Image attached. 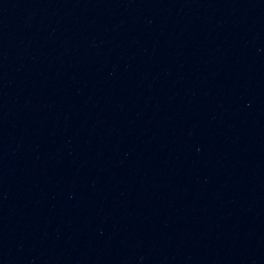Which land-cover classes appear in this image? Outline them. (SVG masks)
<instances>
[{"label": "water", "instance_id": "1", "mask_svg": "<svg viewBox=\"0 0 264 264\" xmlns=\"http://www.w3.org/2000/svg\"><path fill=\"white\" fill-rule=\"evenodd\" d=\"M0 264H264V0H0Z\"/></svg>", "mask_w": 264, "mask_h": 264}]
</instances>
